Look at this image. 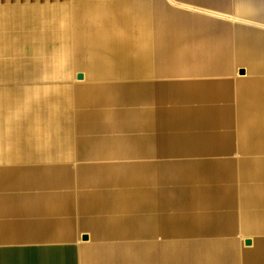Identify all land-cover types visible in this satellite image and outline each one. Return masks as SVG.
<instances>
[{
    "label": "crops",
    "instance_id": "1",
    "mask_svg": "<svg viewBox=\"0 0 264 264\" xmlns=\"http://www.w3.org/2000/svg\"><path fill=\"white\" fill-rule=\"evenodd\" d=\"M0 264H264V0H0Z\"/></svg>",
    "mask_w": 264,
    "mask_h": 264
},
{
    "label": "water",
    "instance_id": "2",
    "mask_svg": "<svg viewBox=\"0 0 264 264\" xmlns=\"http://www.w3.org/2000/svg\"><path fill=\"white\" fill-rule=\"evenodd\" d=\"M249 242V241H248Z\"/></svg>",
    "mask_w": 264,
    "mask_h": 264
}]
</instances>
